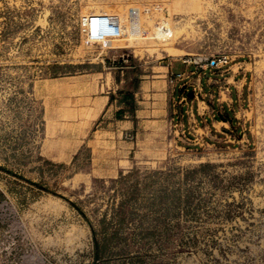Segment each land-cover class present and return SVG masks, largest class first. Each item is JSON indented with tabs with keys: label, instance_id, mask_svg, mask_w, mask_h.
<instances>
[{
	"label": "rangeland",
	"instance_id": "1",
	"mask_svg": "<svg viewBox=\"0 0 264 264\" xmlns=\"http://www.w3.org/2000/svg\"><path fill=\"white\" fill-rule=\"evenodd\" d=\"M201 58H227L228 109ZM164 61L225 129L176 109L168 149L112 180L86 148L42 156L81 116L50 108L67 79ZM0 264H264V0H0Z\"/></svg>",
	"mask_w": 264,
	"mask_h": 264
},
{
	"label": "crops",
	"instance_id": "2",
	"mask_svg": "<svg viewBox=\"0 0 264 264\" xmlns=\"http://www.w3.org/2000/svg\"><path fill=\"white\" fill-rule=\"evenodd\" d=\"M121 65V66H120ZM188 66L181 62L164 61L155 65L135 64L119 67L104 66L99 72H87L67 79L65 88L53 99L50 94V108L56 103L74 102L80 110V119L72 132L67 134L66 143H57L49 137V142L41 149L42 156L52 163H71L75 156L86 148L90 153V163L96 168V178L112 180L131 171L137 165H147L159 158L171 142L168 135L176 109L187 113V125L197 133L210 129H225L229 122L220 121L214 110L199 102L194 113L193 94L189 104L182 94L185 83L178 85L176 76H187ZM230 71H198L197 81L202 80L209 87L226 80L228 87H213L221 90L216 102L227 108L234 102L228 98L235 87V75L225 77ZM232 83V84H230ZM225 84V83H224ZM125 95H131L126 101ZM53 108V107H52ZM189 111V112H188ZM207 123L204 130L199 123Z\"/></svg>",
	"mask_w": 264,
	"mask_h": 264
},
{
	"label": "built area",
	"instance_id": "3",
	"mask_svg": "<svg viewBox=\"0 0 264 264\" xmlns=\"http://www.w3.org/2000/svg\"><path fill=\"white\" fill-rule=\"evenodd\" d=\"M186 65H190V62L184 61ZM197 69L201 70H209L212 72L221 71V68L228 64L227 58H216V59H209V58H201L194 60L192 63ZM179 78H182L183 75H178Z\"/></svg>",
	"mask_w": 264,
	"mask_h": 264
},
{
	"label": "trees",
	"instance_id": "4",
	"mask_svg": "<svg viewBox=\"0 0 264 264\" xmlns=\"http://www.w3.org/2000/svg\"><path fill=\"white\" fill-rule=\"evenodd\" d=\"M124 99H125L126 101L131 100V95H125V96H124Z\"/></svg>",
	"mask_w": 264,
	"mask_h": 264
}]
</instances>
